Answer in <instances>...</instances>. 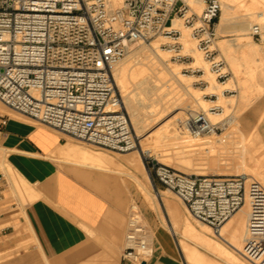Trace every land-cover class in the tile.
<instances>
[{
  "label": "built area",
  "instance_id": "2783aa9c",
  "mask_svg": "<svg viewBox=\"0 0 264 264\" xmlns=\"http://www.w3.org/2000/svg\"><path fill=\"white\" fill-rule=\"evenodd\" d=\"M220 10L219 0H204L199 14L189 12L184 0H0V101L77 141L114 152L134 150L139 141L115 80L116 65L132 45L157 34L180 33L169 28L180 17L210 70L224 79L228 71L214 46ZM251 33L261 40L259 25ZM171 44L183 48L179 42ZM220 109L209 107L211 112ZM7 117H1L0 126ZM180 127L195 136L220 129L195 109L187 110ZM143 156L158 182L214 233L248 201L245 248L264 242L260 182L243 173L188 174ZM126 218L121 258L141 264L153 253L149 228L136 204Z\"/></svg>",
  "mask_w": 264,
  "mask_h": 264
},
{
  "label": "bare ground",
  "instance_id": "6f19581e",
  "mask_svg": "<svg viewBox=\"0 0 264 264\" xmlns=\"http://www.w3.org/2000/svg\"><path fill=\"white\" fill-rule=\"evenodd\" d=\"M184 1L187 5L194 4L198 8L204 3V0ZM219 1L222 13L218 26L222 32H236V37L234 39L221 38L217 46L221 50L220 52L226 55L231 66L233 65L234 70L232 71L236 75L238 73L245 75L244 80L240 81L241 83L237 79L241 85L238 103L242 104L249 101V89L254 85V82H251L252 76L264 78V45H259L249 37H244V35L250 36L249 32H252L255 24L264 30V0ZM115 4L118 2L115 1ZM193 10L195 9L193 8ZM181 20L180 17H175L169 28L180 32L183 51L192 57V63L199 65L197 68L203 70L207 75L208 93L216 95L217 99L204 98L198 87H195L190 81L191 78H188L190 80L186 79L179 71V67L171 63L168 53L172 50L161 48V44H165L167 42L165 39L169 37L158 36L149 45L138 43L139 47L133 48V52L129 51L116 65L114 76L122 93L139 146L144 152L155 150L158 162L172 164L188 174L223 176V174L212 172L211 169L227 167L232 171L229 175L247 174L264 186V154L260 157L255 155L258 148L262 147L258 145V148H254L253 141V145L250 146L245 139L243 140L239 131L237 113L228 116L223 114L224 110L220 103H227L232 99L224 94L225 88L214 84L215 78L207 69V61L197 50L196 42L189 38V26L184 25ZM142 51L146 52L144 58L139 57ZM257 83H259V79ZM260 83L262 85V80ZM254 87L257 86L254 85ZM257 88L255 89L257 90ZM209 102H215V105L220 106L222 111L211 112L208 106ZM2 104L0 102V108L5 109ZM188 109L203 110L211 124H218L225 131L222 133L213 131L203 136L191 135L180 127ZM238 134L240 139L236 138ZM69 141L71 144L74 143L72 140ZM81 146L88 150L86 156L88 164L128 174L141 189L145 199L149 197L154 199L155 195L152 196L149 189L150 176L144 167L139 149L120 153L121 158L116 159L104 152H95L86 146ZM6 149L5 146L0 145V162L3 167L5 163L2 152ZM158 193L166 213L172 218L173 223L170 227L172 234L179 233V223L183 221L185 226L184 232L181 234L182 237L189 239L204 251L192 247L193 245L190 247L188 245L191 244L183 241L186 261L195 260L199 264H222L221 262L247 264L246 261L249 264H264V242L260 247L251 250L245 248L248 240V201L225 221L218 233H214L208 224L198 221L200 227H197L187 216L184 218L185 215L182 216L184 213H181L175 199L166 195L165 191H158ZM211 232L216 238L210 235Z\"/></svg>",
  "mask_w": 264,
  "mask_h": 264
},
{
  "label": "crops",
  "instance_id": "0c3cea01",
  "mask_svg": "<svg viewBox=\"0 0 264 264\" xmlns=\"http://www.w3.org/2000/svg\"><path fill=\"white\" fill-rule=\"evenodd\" d=\"M263 119L264 112L259 122ZM3 128L8 135L4 144L22 154L19 167L23 175L41 186L35 188V193H41L43 199L26 204L25 216L15 223L30 227L35 240L42 243L40 249L47 263L136 264L121 258L124 245L116 257L119 233L126 216V196L119 185L123 184L122 175L130 176L88 164V150L69 140L64 142L65 137L60 132L43 124L33 125L8 116ZM239 131L242 134L240 123ZM258 133L260 135L259 130ZM255 137H258L256 130ZM259 137L258 145L263 148L264 139ZM50 158L70 166L57 167ZM0 209V222H8L10 207L4 205ZM13 232V226L7 225L0 230V237ZM154 236L151 239L153 253L141 264H184L175 255L164 231H157ZM14 264L24 262L16 260Z\"/></svg>",
  "mask_w": 264,
  "mask_h": 264
},
{
  "label": "rangeland",
  "instance_id": "374dc122",
  "mask_svg": "<svg viewBox=\"0 0 264 264\" xmlns=\"http://www.w3.org/2000/svg\"><path fill=\"white\" fill-rule=\"evenodd\" d=\"M203 6H204V3L202 4V6L200 8H198L194 4H191V5H187V9L189 12H193V13L198 14L201 12ZM191 7H192V9H191ZM193 8L195 10H193ZM221 13L222 12L219 13L218 18L216 19V37L214 40V46L216 48V54L218 56L222 57V59L224 60V65H225V69L228 71V76L222 80H218L216 78V75L210 70L209 62H207V69H208L209 73L211 72L210 74L212 75V77L215 78L214 84L216 86L220 85V88H225L223 91L224 94L226 96H229V98L232 99V101H233V102L230 101L227 103H223V102L220 103L223 107V110H224L223 114L228 116V115H231L232 113H237L238 114V115L236 114L237 120L240 123V128L242 131L243 140L245 139L250 146L253 145V143H252V141H253L254 142V145H253L254 148H258L259 140H261V138L259 136L261 135V137L264 139V119L261 122H259L262 115H263V112H264V87H263L264 78L263 79L258 78L256 75H255L256 78H254V76H252L253 78H251V82L252 83L254 82L253 84L255 86H257L258 88L254 87V85H253V87L251 88L253 90L249 89V91H250L249 101H246L245 103H242V104L238 103V95H239V92L241 89V85L238 83L237 79L239 80V82L240 81L242 82V80H244L243 77H245V75L243 73L242 74L238 73L236 75V73L234 71H232V70H234L233 65L231 66V63L226 58V55H223L224 53H221L220 52L221 50H219V47L217 46L218 41L221 40V38L222 39L223 38L224 39H234L236 37V32H234V31L222 32L220 30L218 25L220 23ZM181 21L183 22L184 25H186L183 20H181ZM189 30H190V28H189ZM249 35L250 36L244 35V37H249V39L255 41L259 45H264V36H263L264 30H261V40H256L252 36L251 32H249ZM158 36L162 37V36H166V35L157 34L154 37H152L149 41L144 42V44L149 45L150 42L153 39L157 38ZM180 36H181L180 33H177L176 35L165 39L167 42L165 44H161V48L167 49V50L168 49L172 50L171 52L168 53L169 54V60L171 61V63H174L175 65H177V67H179V71L184 75V77L186 79L191 78V80L190 79H188V80L192 81L195 87H198L201 95L204 98L209 99V100H216L217 99L216 95L208 93L207 86L209 83H208L207 75L204 74V71L197 68L199 65L192 63L193 62L192 57H190V56L179 57V55L180 56L186 55V53L183 51V48L175 49V47H177V44H173L176 46H173L171 44L173 42H179L180 44H182L181 43L182 39L180 38ZM189 38L193 39L190 35H189ZM243 39H246V38H243ZM167 43H170V44H167ZM139 45L140 44L132 45L130 52H133V48L139 47ZM164 51H166V50H164ZM199 53H201V56L203 57L202 52L199 51ZM177 54H179V55H177ZM145 55H146V52L142 51L141 54L139 55V57L144 58ZM255 79H256V81H254ZM258 79H259V83L256 84V82H258ZM261 80H262V85L260 83ZM216 81H218V82H216ZM219 82L223 83V84H220ZM258 84L261 85V86L259 85L261 87V90L259 89ZM255 88H257V90ZM254 89H255V92H254ZM251 91L253 92V94ZM251 94H252V96H251ZM256 96H258V97H256ZM212 105H215V102H209L208 106L210 107ZM3 106L5 107V109L0 108V119L2 116H10V118L14 119V120L28 122V123L33 124V125L38 124L34 120H31L27 117H24L23 115L11 110L10 108H7L5 105H3ZM241 108H243V109H241ZM148 109H150V108H148ZM198 110H200V109H198ZM221 111H222V108L220 110H218L217 112H221ZM255 130L258 134L257 138L255 137ZM258 130L260 132V135L258 133ZM224 131L225 130L220 127V129L217 132L222 133ZM62 135L65 137V139L63 140L64 142L68 141V140H72L74 143L86 146L95 152H97V151L104 152L105 154H107L109 156H112V157L114 156V158H116V159L121 158V156L119 155L120 153H125V152H114V151L105 150L103 148H99L96 146L86 144L84 142L74 140L73 138H71L67 135H64V134H62ZM7 137H8V135L6 133V129H4L3 126H0V145L2 144L4 146H7L10 148V149L3 150V152H2V157H3V161L5 163V166L3 167V165L0 162V206L8 205L10 207V210L8 213H11L10 220L8 222H0V230L3 229L7 225H12L13 229H14L13 234H9L6 237H0V240H2V241H0V264H14L16 262V260H20L21 262H24V264H35V263L36 264H48L46 258L43 256V252L40 249V244H42V243L41 242L39 243V241L35 240V238L33 237V234L31 233L30 227L24 223H20V224L15 223V220L19 221L20 218L22 219V217L25 216V214H24L25 205L28 203H32L35 200H42L43 195H41V193H37V194L35 193V188H37L38 186L41 187L40 184L35 185V182H32L30 179H28L27 177H25L23 175V171L21 170L22 168L19 167V164L21 163V162H19V158L22 156V154H21V152H18L16 148H14L10 145L8 146V145L4 144L3 141H5ZM236 138L240 139L239 134H238V137H236ZM149 139H151V138H149ZM253 139H256V140H253ZM136 149H139L142 161L144 163V167L147 170V172L149 173V176H150L149 189H150L151 193L153 194L152 196H154V195L155 196H154V199H152L151 197L145 199L141 189L138 186H136V184L134 183L133 180H131L130 177H128L127 175L121 176V180L123 181V184L119 185V186L124 189L125 196H126L125 207H124V211H125L126 216L123 217V223H122L123 226H122V229L120 230V233H119L120 236H119V241H118V245H117V256L116 257L117 258L119 257L122 246L124 244V235L126 232V219H127L126 217H127L129 207L131 204H136L137 208L141 212V214H142V216H143V218H144V220H145V222L149 228L151 239L153 237H155L154 236L155 232L164 231L167 234V236L169 237L171 244L173 245V248L175 249V255L177 256V258L179 260L183 261L184 264H199L195 260H191V261L187 260L186 261V251H185V249H183V241H185V243L188 242L187 244H191V245H188L190 247L192 245H193L192 247H197V246L192 241H190L189 239H184L182 237L181 234L184 232L183 230H184V226H185L183 221L179 223V228H178L179 233L177 235L172 234L170 227H172L171 223H173V221H172V218L170 217V215H168L166 213V209L163 206V202L160 199V195H159L158 191H160V192L165 191L166 195L175 199L177 206L179 205L178 208L180 209L181 213L182 214L184 213L182 216L184 217V215H185L184 218H186V216H187V218H189L190 221L197 227H200V223L197 220H195L189 214V212L187 213L188 210H187V208H185L186 207L185 204L174 194V192L167 190L166 187L161 185L158 182V180L154 177V175L149 172V169L146 165L143 154H145L146 158H148V159L152 158L154 160H157L156 159V151L155 150L154 151L146 150L144 152L141 150L139 145ZM130 151H132V150H130ZM126 152H129V151H126ZM262 154H264L263 148H258V151L255 152V155H257L259 157ZM50 159L53 161V163L56 164L57 167H64L66 165L70 166V164L63 163L61 160H54L52 158H50ZM20 161H21V158H20ZM167 165H170L173 168L177 169L172 164H167ZM177 170H179V169H177ZM179 171H181V170H179ZM211 171L214 173H220L223 175H229V173L232 172L231 169H229L227 167H217V168L211 169ZM181 172H183V171H181ZM240 174H242V173H240ZM234 175H236V174H234ZM249 177H252V176L249 175ZM33 181H35V180H33ZM37 181L40 182L41 179H37ZM0 210H2V209H0ZM163 224H165V225H163ZM181 230H182V232H181ZM210 235L215 237L212 232L210 233ZM3 243H4V245H2ZM151 247L153 249L152 244H151ZM197 248L200 251L202 250L200 247H197ZM164 249H168V248H164ZM37 252L39 253V256L37 255ZM202 252H204V251L202 250ZM217 260H219V259H217ZM221 263L226 264L224 262H221ZM246 263L249 264L247 261H246Z\"/></svg>",
  "mask_w": 264,
  "mask_h": 264
}]
</instances>
